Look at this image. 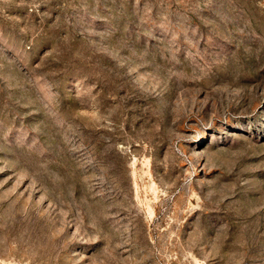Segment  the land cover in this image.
<instances>
[{
    "label": "rangeland",
    "instance_id": "374dc122",
    "mask_svg": "<svg viewBox=\"0 0 264 264\" xmlns=\"http://www.w3.org/2000/svg\"><path fill=\"white\" fill-rule=\"evenodd\" d=\"M0 264H264V0H0Z\"/></svg>",
    "mask_w": 264,
    "mask_h": 264
}]
</instances>
